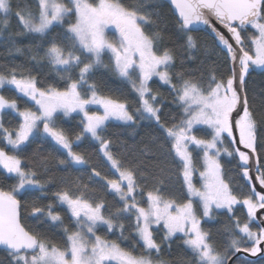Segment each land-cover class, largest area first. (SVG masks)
Masks as SVG:
<instances>
[{"label": "snow or ice", "instance_id": "obj_1", "mask_svg": "<svg viewBox=\"0 0 264 264\" xmlns=\"http://www.w3.org/2000/svg\"><path fill=\"white\" fill-rule=\"evenodd\" d=\"M36 2L35 12L14 11L19 4L0 0V36L14 15L22 29L18 35L42 40L43 55L30 56L36 71L46 67L55 81L41 84L31 70L18 71L19 66L0 73V90L9 86L25 102L21 109L17 99L0 94V175L15 181L0 186V246L9 264H170L161 258V244L170 248L174 238L192 256L178 264H229L240 252L247 254V264H264L248 260L264 256V108L250 103L246 88L251 71H264V0H168L188 60H195L200 50L201 42L193 35L200 31H209L226 57L227 71L218 76L212 67L206 81L175 71V52L163 46L162 30H155L161 18L149 10L152 0L127 5L121 0ZM57 28L62 36L48 38ZM102 68L131 85L134 108L126 99L102 93L95 79ZM154 78L168 87L180 110L178 119L167 120L168 104L152 87ZM6 110L18 120L14 127L5 126ZM69 117L79 118V132L70 134L62 127ZM113 121L132 128L133 134L138 127L155 126L159 136L141 155L151 156L158 171L125 162L113 151V141L104 135ZM86 139L94 142L114 178L88 168V159L74 151ZM33 143H47L59 153L56 167L67 175H53L49 159L38 152L22 158ZM168 158L174 170L167 167ZM225 162L234 164L242 185L234 186L226 177ZM85 169L88 183L72 175ZM173 174L180 183V199L168 187ZM57 183L51 194L55 203H41ZM30 193L39 195L22 203ZM105 194L115 203L106 204ZM57 206L67 212L71 229ZM22 208L50 230L61 229L64 247L26 228ZM217 214L229 221L223 229V251L203 227ZM101 230L118 233L121 242L98 235ZM128 230L144 250L140 255L121 246ZM157 233H162L160 242Z\"/></svg>", "mask_w": 264, "mask_h": 264}, {"label": "trees", "instance_id": "obj_2", "mask_svg": "<svg viewBox=\"0 0 264 264\" xmlns=\"http://www.w3.org/2000/svg\"><path fill=\"white\" fill-rule=\"evenodd\" d=\"M121 2L127 5L129 3H135L136 0H121ZM13 3L14 5L19 4L20 6L19 9L14 8V11H23L26 9L32 10L34 12L37 11L36 0H13ZM149 10L158 13L161 18L158 21L160 27L155 28V30H162L164 36L163 46L172 48L175 52V71L184 72L185 74H191L195 79H203L205 81L207 80L208 72L212 67L215 68L218 76L227 71L228 65L226 63V57L224 53L221 52L220 48L217 47L214 38L211 37L207 32L200 31L193 33V35L199 38L201 47L200 50L195 53L196 59L188 60L186 58L187 53L185 52L183 41L180 40L176 34L177 17L174 14L171 6L164 0H152V4L149 5ZM21 31L22 29L16 17L13 15L10 18V27L3 33L2 36H0V73L6 74L9 69L19 66L18 71L20 69H23L24 71L31 70L32 74L37 76V79L41 84L55 83L53 79L54 73L50 72L46 67L42 68L40 72H37L30 58L31 54L39 53V56L43 55V53L39 51V46L42 44L41 38L31 34L18 35V33H20ZM60 36H62V31L60 28H57L51 33L50 37L48 38H59ZM204 45H206V47H204ZM17 47L22 49L20 53L15 52V48ZM104 61L106 64L108 63L107 55H105ZM41 64H46V61L42 60ZM95 79L103 94L110 95L115 99H126L129 103L130 108L135 107V94L131 89V85L112 73L110 69H100V71L96 74ZM150 83L154 90L159 91V93L165 98V101L168 104V108L166 109L167 120L170 122L173 118L178 119L180 117V110L178 106L173 103V97L168 87L161 86V83L157 82L156 78H154L153 82ZM246 88L248 90L250 103H252L253 106L257 109L264 108V71H261L260 69L251 71L249 77L247 78ZM1 94L9 98L17 99V103L21 109L25 107L24 100L20 99L15 91L12 90L9 86H6L5 89L1 90ZM253 96L255 97L254 103ZM3 119L6 127L11 128L18 123L17 118L10 110H6ZM65 121L66 122L62 123V127L70 134L80 131L78 126V117L76 119H72L70 117L65 118ZM197 134L200 135V133ZM104 135L113 141V151L119 152L124 158L125 162L131 160L140 163L141 168L146 169L149 172L158 171V169H155L153 167L155 161L151 156L146 157L141 155V150L144 149L145 145L148 144L153 137L159 136V132L155 129V126L151 128L138 127L135 134H133L132 128L120 126V123L113 121L108 125ZM160 142L162 143V141ZM74 151H77L78 153L84 155L86 159H88V168L96 167V169L100 171L102 175H108L109 178H114L111 176L109 168L106 166V164L98 154L93 141L86 139L79 147H76L74 145ZM37 152L49 159V167L53 175H55L56 177L67 175V173L61 172L56 167L54 157L60 156V154L53 152L50 145L47 143H33L28 147L26 152L22 153L21 155L22 158H28L34 156ZM167 167L172 168L173 170L175 169V164L170 162V158H168ZM197 167H199V164H197ZM225 173L226 177L230 178L234 182V186L243 184V181L237 174L234 164H228L227 162H225ZM72 175H80L85 183L89 182L87 179V169H85L83 173L73 172ZM14 182V180L7 179L5 175H0V186L10 185ZM195 183L199 186L200 183L198 177H196ZM58 186H60L58 183L51 186L50 191L48 192V199L41 201V203H55V201L52 200L51 194L52 192L57 190ZM168 187L171 189V194L175 195L177 199L182 198L180 183L174 174L172 176V182L168 185ZM245 191H247L246 188ZM168 194L169 193H165L166 196ZM38 195V193L27 194L22 199V203H24L25 201H30L32 198H35ZM104 198L106 204L111 205L115 203L112 195L105 194ZM57 211H59L61 216L63 217L64 224L68 226L69 229H71L72 223L65 209L57 206ZM238 214L241 215V219L243 220L244 215L242 213ZM21 215L22 223L26 228H29L34 232L42 233L58 247H64L61 229L57 228L55 230H50L47 224H41L40 222L34 220L30 215V209L22 208ZM228 222L229 221L227 215L217 214L215 220L203 224V227L206 230L211 231L212 238L217 248H219L221 251H223L227 239L223 229L224 225ZM125 223L127 227V222ZM97 234L106 239L114 240L118 243L121 242L118 233L109 234L101 230L98 231ZM124 235L126 239L122 242L121 246L126 248L127 250L132 251L133 255H140L144 250L137 242V238L134 232L132 230H128L124 233ZM156 235L158 242H160L159 237L162 235V233H157ZM133 245L135 247H133ZM244 256L246 255L242 254L237 256L234 259L233 264H247V262L243 260ZM233 257L234 256H232L230 260ZM161 258L163 260L169 261L170 264H178V261L181 258L185 262L192 260L190 252L185 248L182 240L178 238L173 239L170 248L165 244H161ZM248 260L264 262V256H248ZM0 264H9L8 253L1 249Z\"/></svg>", "mask_w": 264, "mask_h": 264}, {"label": "water", "instance_id": "obj_3", "mask_svg": "<svg viewBox=\"0 0 264 264\" xmlns=\"http://www.w3.org/2000/svg\"><path fill=\"white\" fill-rule=\"evenodd\" d=\"M165 2H167L168 4H169V2H168V0H164ZM170 5V4H169ZM171 6V5H170ZM171 8H172V10H173V6H171ZM174 12V11H173ZM218 27H221V30H223L222 29V26H219L218 25ZM223 31H225V34L227 35V32H226V30H223ZM205 32H207L211 37H213L211 34H210V32L209 31H205ZM21 222H22V215H21ZM0 249L1 250H3V248H2V246H0ZM4 251V250H3ZM247 255L246 253H243V252H240V253H237L230 261H229V264H233V261H234V259L237 257V256H239V255Z\"/></svg>", "mask_w": 264, "mask_h": 264}, {"label": "rangeland", "instance_id": "obj_4", "mask_svg": "<svg viewBox=\"0 0 264 264\" xmlns=\"http://www.w3.org/2000/svg\"><path fill=\"white\" fill-rule=\"evenodd\" d=\"M111 33H112V30L110 29L109 30V37H110V39L111 38H114L112 35H111ZM0 94H1V90H0ZM95 107V106H94ZM8 111V110H7ZM75 115V114H74ZM114 122H116V121H114ZM117 123H120V122H117ZM195 179H196V177H194V182H195ZM199 186H200V184H199ZM198 185H197V187H199Z\"/></svg>", "mask_w": 264, "mask_h": 264}]
</instances>
